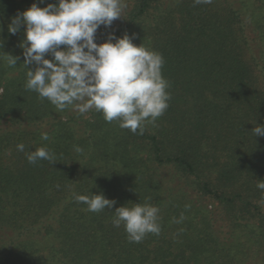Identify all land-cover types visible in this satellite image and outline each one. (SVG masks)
Returning a JSON list of instances; mask_svg holds the SVG:
<instances>
[{
	"label": "trees",
	"instance_id": "1",
	"mask_svg": "<svg viewBox=\"0 0 264 264\" xmlns=\"http://www.w3.org/2000/svg\"><path fill=\"white\" fill-rule=\"evenodd\" d=\"M57 2L0 0V264H264V0H122L115 35L162 55L171 96L142 133L25 88V27L8 25ZM41 147L54 159L30 164ZM92 193L114 207L75 199ZM129 202L158 207L159 234L129 242L113 225Z\"/></svg>",
	"mask_w": 264,
	"mask_h": 264
},
{
	"label": "clouds",
	"instance_id": "2",
	"mask_svg": "<svg viewBox=\"0 0 264 264\" xmlns=\"http://www.w3.org/2000/svg\"><path fill=\"white\" fill-rule=\"evenodd\" d=\"M207 2L210 0H194V4ZM125 7L122 0H58L43 8L33 3L18 12L11 18L8 32L15 35L25 27L19 45L28 69L25 88L58 110L72 106L84 114L95 109L106 122L117 120L121 128L133 132L139 128L142 133L145 123L154 124L171 99L162 74V55L143 44L135 45V36L127 32L122 37L110 32L106 42H96L98 29L111 28L123 17ZM5 55L9 66L15 67L19 57ZM47 55L52 59L45 58ZM32 64L34 70L28 67ZM252 133L264 137V126H255ZM41 139L47 141L48 133L42 132ZM17 150L23 152L24 144H18ZM75 150L82 151L78 146ZM41 159L52 161L54 157L44 147L27 154L30 164ZM258 187L264 190V181ZM75 199L90 212L111 209L116 203L102 193L76 194ZM128 204L116 208L112 222L115 227L123 224L129 242L139 243L148 233L159 234L158 207L147 202Z\"/></svg>",
	"mask_w": 264,
	"mask_h": 264
},
{
	"label": "rangeland",
	"instance_id": "3",
	"mask_svg": "<svg viewBox=\"0 0 264 264\" xmlns=\"http://www.w3.org/2000/svg\"><path fill=\"white\" fill-rule=\"evenodd\" d=\"M156 15L151 14L150 16L146 17L145 19L142 20V24H144L145 21L147 23L148 22L153 23V20L156 17ZM128 19H129L128 15L123 12V17L115 20L111 28H105L104 26H101L96 33V42L98 43L99 41H101L102 43V39H104V37L107 38L110 32H116L121 27V25H126V23H128L129 21ZM136 35L137 36L139 35L137 31H136Z\"/></svg>",
	"mask_w": 264,
	"mask_h": 264
}]
</instances>
